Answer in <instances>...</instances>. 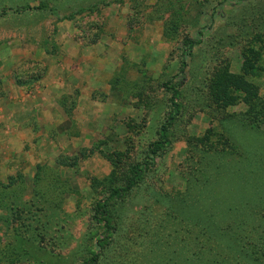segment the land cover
<instances>
[{
	"label": "rangeland",
	"instance_id": "obj_1",
	"mask_svg": "<svg viewBox=\"0 0 264 264\" xmlns=\"http://www.w3.org/2000/svg\"><path fill=\"white\" fill-rule=\"evenodd\" d=\"M17 45L14 91L0 82V264H85L99 244L100 264L151 255L135 249L158 221L168 244L185 237L154 190L234 196L236 157H264V125L251 129L246 105L221 109L211 94L219 68L252 63L264 100V0H0L1 60ZM166 83L180 107L172 145L143 170L125 229L108 234L98 204L127 200L105 189L108 155H126L123 172L144 161L171 111ZM219 134L238 152H206L200 140Z\"/></svg>",
	"mask_w": 264,
	"mask_h": 264
},
{
	"label": "trees",
	"instance_id": "obj_2",
	"mask_svg": "<svg viewBox=\"0 0 264 264\" xmlns=\"http://www.w3.org/2000/svg\"><path fill=\"white\" fill-rule=\"evenodd\" d=\"M249 60L247 58L246 62ZM244 67L245 72L239 75L231 73L225 67L219 68L211 84V94L215 104L221 109L246 105L248 110L245 114L250 128L259 131L264 125V100L260 97L259 88L251 80L252 75H258L259 72L252 63H246ZM164 87L172 92L171 111L159 130L158 140L148 147L144 161L130 164V169L123 172L126 155L120 152L108 155L113 170L104 179V186H107L105 189L112 199L118 197L121 200V195L127 194V200L120 203L119 209L118 202L113 206H97L95 219L104 221L108 234L117 235L125 229V214L130 210L133 193L143 170L156 165V160L162 158L172 145L169 133L180 115V107L177 89L169 87L168 83ZM219 136L221 138L218 139L223 140H217L211 146L206 145L211 137L200 140L206 152L222 154L228 149L238 152L229 140L224 142L222 134ZM236 159L244 163L243 166H234V174L238 179L237 184H234V196L228 192L223 196L219 194L220 197L211 194L208 200L201 203L199 198L194 202V199L190 201L185 196L182 199L181 195L173 197L169 191L154 190L156 194L160 193L158 200L166 211V218L180 223L185 230V237L168 244L160 233L166 228V224L163 223L164 220H160L155 225V231L145 232L147 236H143L135 249V252L149 250L154 253L149 255L137 252L128 253L127 256L121 253L120 257H124L122 259L126 260L125 264H144L145 261H148L145 264H264V157L255 154L244 160L239 157ZM122 183L124 187L116 186ZM96 185L102 186L100 181ZM189 185L190 182L187 186ZM233 199L234 207L230 206ZM111 213L113 216H110ZM99 251L104 253V245L99 244L97 252L85 264H100L101 257L106 255ZM118 258L113 264L118 262Z\"/></svg>",
	"mask_w": 264,
	"mask_h": 264
},
{
	"label": "crops",
	"instance_id": "obj_3",
	"mask_svg": "<svg viewBox=\"0 0 264 264\" xmlns=\"http://www.w3.org/2000/svg\"><path fill=\"white\" fill-rule=\"evenodd\" d=\"M8 47L7 45L4 47V49ZM18 48H20V45L18 46H15L13 48V50L9 53V55L6 57H4L3 60H1V53H0V82H2L1 84L3 86H6V89H11V91L13 92L14 91V79L12 78V73L14 71V67L12 68L13 65H9L10 63V57L9 56H12V55H17L18 54ZM29 48L26 49V51L28 50ZM30 49H34L33 50V54L35 55V57L40 60V55L41 54V51L40 50H37L35 47L34 48H31ZM4 51V50H3ZM30 51V50H28ZM8 54V51H6V54ZM7 99V98H6Z\"/></svg>",
	"mask_w": 264,
	"mask_h": 264
}]
</instances>
